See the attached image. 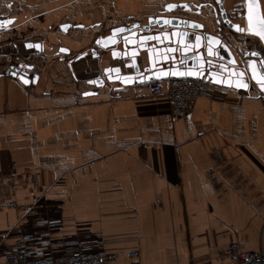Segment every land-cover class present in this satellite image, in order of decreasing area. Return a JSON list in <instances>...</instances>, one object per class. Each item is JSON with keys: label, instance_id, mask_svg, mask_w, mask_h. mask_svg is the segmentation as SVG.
Returning a JSON list of instances; mask_svg holds the SVG:
<instances>
[{"label": "crops", "instance_id": "obj_1", "mask_svg": "<svg viewBox=\"0 0 264 264\" xmlns=\"http://www.w3.org/2000/svg\"><path fill=\"white\" fill-rule=\"evenodd\" d=\"M180 1L0 0V20H12L0 31V194L10 193L12 168L33 172L36 185L23 182L16 201L42 195L55 206V243L95 239L114 264H129L128 252L139 264H231V244L264 253L256 90L218 87L222 101L198 99L180 119L170 116L165 94H150L151 83L106 84L87 95L96 90L88 84L96 62L80 56L94 39ZM243 2L222 0L227 11ZM210 14L193 19L208 24ZM208 28L212 35L220 26ZM227 37L243 53L262 51L254 38ZM17 69L37 74L36 84L7 74ZM20 218L0 207V233L24 228Z\"/></svg>", "mask_w": 264, "mask_h": 264}, {"label": "water", "instance_id": "obj_2", "mask_svg": "<svg viewBox=\"0 0 264 264\" xmlns=\"http://www.w3.org/2000/svg\"><path fill=\"white\" fill-rule=\"evenodd\" d=\"M243 1L242 8L231 11L224 8L222 0L169 3L144 24L115 28L108 35L95 38L80 56L96 62L89 68L95 78L88 84L97 89L106 84L137 86L190 78L225 89L256 90L264 97V19L258 0ZM203 9L211 10V17H204L208 24L194 20ZM11 24L12 20H0V31ZM213 25L226 26L229 35L256 39L262 51L243 53L229 43L228 37L222 38L219 29L208 34L205 27ZM239 40L234 42L240 45L244 39ZM29 47L42 51L40 44ZM7 74L17 77L25 86L38 80L37 74L29 76L20 70Z\"/></svg>", "mask_w": 264, "mask_h": 264}, {"label": "built area", "instance_id": "obj_3", "mask_svg": "<svg viewBox=\"0 0 264 264\" xmlns=\"http://www.w3.org/2000/svg\"><path fill=\"white\" fill-rule=\"evenodd\" d=\"M226 31L227 27L222 25L220 33ZM218 90L214 85L190 78L155 81L149 86L151 95L165 94L169 114L174 119L188 116L198 99L222 101ZM99 92L95 90V94ZM258 97L264 112V97L261 94ZM27 179L32 186L36 185L33 172H15L12 168L11 177L6 179L10 193L0 194V207L18 212L26 224L24 228L0 233V264H114L115 254L101 251L95 239L74 235L55 243L53 236L62 231V224L52 217L55 206L42 195L30 194L22 202L16 201L18 189ZM225 254L231 264H264V253L241 251L236 244H231ZM127 257L129 264H139L137 252H128Z\"/></svg>", "mask_w": 264, "mask_h": 264}, {"label": "flooded vegetation", "instance_id": "obj_4", "mask_svg": "<svg viewBox=\"0 0 264 264\" xmlns=\"http://www.w3.org/2000/svg\"><path fill=\"white\" fill-rule=\"evenodd\" d=\"M221 26H222V25H221ZM221 26H220V28H221ZM220 28H219V32H220ZM227 30H228V28H227ZM228 33H229V32L226 31L225 34H221V33H220V34H221L222 38H225V36L227 37ZM17 70H18V69H17Z\"/></svg>", "mask_w": 264, "mask_h": 264}, {"label": "bare ground", "instance_id": "obj_5", "mask_svg": "<svg viewBox=\"0 0 264 264\" xmlns=\"http://www.w3.org/2000/svg\"><path fill=\"white\" fill-rule=\"evenodd\" d=\"M223 5H224V4H223ZM213 7H214V5H213ZM227 31H228V30H227ZM257 47H258V46H257ZM17 196H18V195H17ZM17 196H16V198H17ZM20 196H21V195H20ZM20 196H19V197H20ZM22 196H23V195H22ZM22 196H21V197H22ZM23 198H24V197H23ZM18 199H20V198H18ZM18 201H19V200H18ZM20 202H21V201H20Z\"/></svg>", "mask_w": 264, "mask_h": 264}, {"label": "rangeland", "instance_id": "obj_6", "mask_svg": "<svg viewBox=\"0 0 264 264\" xmlns=\"http://www.w3.org/2000/svg\"><path fill=\"white\" fill-rule=\"evenodd\" d=\"M19 190V189H18Z\"/></svg>", "mask_w": 264, "mask_h": 264}]
</instances>
